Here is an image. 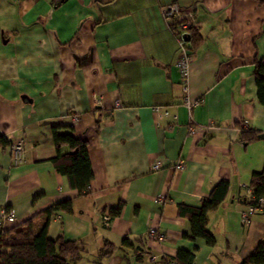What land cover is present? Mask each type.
Instances as JSON below:
<instances>
[{
	"label": "crops",
	"instance_id": "0c3cea01",
	"mask_svg": "<svg viewBox=\"0 0 264 264\" xmlns=\"http://www.w3.org/2000/svg\"><path fill=\"white\" fill-rule=\"evenodd\" d=\"M171 2L193 9L197 23L186 94L161 13ZM261 59L264 0H0V136L26 143L16 165L9 143L0 145V209L13 210L14 225L31 218L39 225L42 211L71 201V212L51 216L47 236L81 241L75 264H155L151 255L172 264L179 249L193 251L194 264H239L264 242V212L241 221L251 177L264 167L254 77ZM186 96L197 102L189 109ZM243 121L256 139H240ZM61 125L87 140V194L50 161L52 127ZM156 160L163 168L152 171ZM178 160L184 169L174 168ZM221 179L227 196L207 219L215 244L185 237L179 204L200 205ZM152 227L162 241L148 237ZM107 242L115 248L101 256Z\"/></svg>",
	"mask_w": 264,
	"mask_h": 264
},
{
	"label": "trees",
	"instance_id": "16d2710c",
	"mask_svg": "<svg viewBox=\"0 0 264 264\" xmlns=\"http://www.w3.org/2000/svg\"><path fill=\"white\" fill-rule=\"evenodd\" d=\"M199 41L197 29L189 32L188 48L192 50ZM257 86V98L264 105V60H257L254 68ZM240 139L250 141L257 138L256 131L240 127ZM52 141L56 155L50 159L55 170L67 178L71 188L80 195L89 192V184L93 177L87 140L76 137L72 127L53 126ZM10 143L0 136V145ZM251 197L248 204L256 205L259 197H264V167L261 172L254 173L250 180ZM229 190L227 180L217 181L211 188L208 197L198 206L179 204V214L187 218L189 230L184 236L192 240L202 238L208 246L215 244L213 234L207 229L208 214L215 211L225 200ZM122 204L119 203L110 211V215L118 216ZM57 211L71 212V201L64 200L52 204L39 215L44 217L41 224L36 225L33 218L20 225H14L0 232V264H75L84 251L81 241L64 239L59 235L55 239L47 236L51 216ZM122 245H131L129 238L122 239ZM114 245L106 243L101 249V256L111 254ZM140 257V255H139ZM138 257V258H139ZM163 263L168 260L160 259ZM195 253L179 249L172 260L173 264H194ZM239 264H264V242L260 241L251 253Z\"/></svg>",
	"mask_w": 264,
	"mask_h": 264
},
{
	"label": "built area",
	"instance_id": "2783aa9c",
	"mask_svg": "<svg viewBox=\"0 0 264 264\" xmlns=\"http://www.w3.org/2000/svg\"><path fill=\"white\" fill-rule=\"evenodd\" d=\"M162 16L164 20H166L167 28L171 31L174 36L175 42L177 44V48L179 51L178 57L175 61V67L179 71L182 89L186 94L188 90V76H189V68L191 63V52L188 48V39L189 32L192 29H197V23L195 20V16L193 13V9L191 8H183L180 7L177 3L171 2L166 4L161 10ZM197 102L190 100L187 96L183 99V104L189 109ZM118 105V103H116ZM154 110L157 111V107H154ZM164 114H167V111H163ZM76 119L75 115H72V120ZM215 125V124H209ZM243 127L246 128V121H243ZM197 127L192 126L191 124L188 126V132L192 135L196 134ZM25 146L26 143L22 138L14 139L9 143L10 147V156L11 162L13 165L19 164L24 160L25 156ZM174 168L177 170H181L185 168V163L182 160H178L174 165ZM163 168V161L156 160L151 164L150 169L152 171H157ZM166 200L163 194L156 196V201L162 203ZM261 211L264 212V197H259L257 199L256 205L248 204L247 208L241 212V221L246 222L249 217L255 212ZM109 215H102V225H109ZM16 222V215L14 214L12 209H8L2 207L0 209V232H3L7 229L8 226L14 225ZM148 237L155 239L157 241H162L164 239V235L154 227L148 230ZM148 260L155 264H170L163 263L159 258L155 255L148 256ZM173 264V263H172Z\"/></svg>",
	"mask_w": 264,
	"mask_h": 264
},
{
	"label": "water",
	"instance_id": "95a60500",
	"mask_svg": "<svg viewBox=\"0 0 264 264\" xmlns=\"http://www.w3.org/2000/svg\"><path fill=\"white\" fill-rule=\"evenodd\" d=\"M189 37H187V39H188ZM261 139H264V133H261V134H259L258 135Z\"/></svg>",
	"mask_w": 264,
	"mask_h": 264
}]
</instances>
